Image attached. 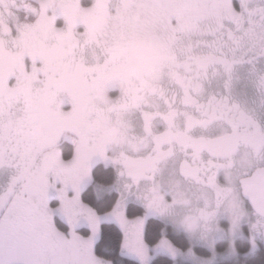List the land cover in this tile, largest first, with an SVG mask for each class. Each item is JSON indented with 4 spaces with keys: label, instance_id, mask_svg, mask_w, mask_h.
<instances>
[{
    "label": "snow or ice",
    "instance_id": "6c2138e0",
    "mask_svg": "<svg viewBox=\"0 0 264 264\" xmlns=\"http://www.w3.org/2000/svg\"><path fill=\"white\" fill-rule=\"evenodd\" d=\"M193 205L264 264V0H0V264L177 260Z\"/></svg>",
    "mask_w": 264,
    "mask_h": 264
},
{
    "label": "rangeland",
    "instance_id": "374dc122",
    "mask_svg": "<svg viewBox=\"0 0 264 264\" xmlns=\"http://www.w3.org/2000/svg\"><path fill=\"white\" fill-rule=\"evenodd\" d=\"M100 164L101 163H99L98 165ZM113 186L103 187L96 184L94 182L93 174H92L89 188L93 187L94 196H92L91 200H98V199L100 200L107 195L115 194V192L112 190ZM200 206L202 208L206 207V203L200 202ZM189 215L199 217L200 214L195 210V205H193L191 209L184 210V212L180 216H177L175 218V222L171 218H159V217L154 218L157 220H161L163 223L171 227L176 233L185 234L190 241L191 248L187 251L182 250L184 252V256L174 261L190 262L192 264H219L222 262L240 263L241 258L243 257L246 258L247 256H250L249 253L242 256L237 248L238 241L240 240L247 241L246 231L244 229H241V231L233 234V231L229 223V221L232 218V213L227 205L225 206V211L219 213L216 216L209 217L207 220L200 217L201 222L199 226L193 231H189L180 223V221L186 219ZM164 237H166L165 234H163L162 238ZM224 244L226 245L224 246L225 248L219 249V246ZM148 246L150 248L154 247L151 245ZM195 247H201L205 249L206 251L209 252L210 256L209 257L198 256L196 254ZM190 250H192L193 252L192 256L188 255ZM158 257L169 258L166 255H157L153 253V259L151 261V264Z\"/></svg>",
    "mask_w": 264,
    "mask_h": 264
},
{
    "label": "trees",
    "instance_id": "16d2710c",
    "mask_svg": "<svg viewBox=\"0 0 264 264\" xmlns=\"http://www.w3.org/2000/svg\"><path fill=\"white\" fill-rule=\"evenodd\" d=\"M115 178L116 177H115L114 173L110 170H105V168L103 166H98V167L94 168L93 179H94V182L100 186H103V187L113 186L115 183ZM88 196H89L90 200L92 199V196H94L93 187L89 188ZM114 200H115V194L107 195L103 199H100V200L98 199V200H91V201L96 203L101 208H107V207L111 206V204L114 202ZM152 223L155 226V231L150 232L148 234V236H147V244L148 245L154 246L155 244H157L160 241V239L163 237V234H165L167 239L177 248H179L183 251H187L191 248L190 241L185 234L176 233L171 227H169L168 225L163 223L161 220L153 219ZM224 246H226V245L225 244L220 245L219 249H224L225 248ZM237 248H238V250L242 256L249 253L247 241H245V240L238 241L237 242ZM195 251H196V254L198 256H202V257H209L210 256L209 252L206 251L205 249L201 248V247H195ZM109 258L113 261V264H120L118 256L113 255V256H110ZM127 264H132V262H127ZM152 264H192V263L182 262V261H174V260H171L167 257H158L152 262ZM219 264H253V258L250 255V256H247L246 258H244V257L241 258L240 263H238V262H222Z\"/></svg>",
    "mask_w": 264,
    "mask_h": 264
},
{
    "label": "flooded vegetation",
    "instance_id": "af4514ba",
    "mask_svg": "<svg viewBox=\"0 0 264 264\" xmlns=\"http://www.w3.org/2000/svg\"><path fill=\"white\" fill-rule=\"evenodd\" d=\"M126 50L130 53L131 57H146L147 55H149L148 50L147 49H143L139 44L128 45L126 47ZM89 54L93 55L94 53L92 51H90ZM98 166H103L105 168V170L112 171L114 173L115 177H116V171H115V169L113 167H111V166H107L106 167L104 163H101ZM98 166H96V167H98ZM115 181H116V178H115ZM209 196H211V193H209ZM203 202H205V201H201V203H203Z\"/></svg>",
    "mask_w": 264,
    "mask_h": 264
}]
</instances>
